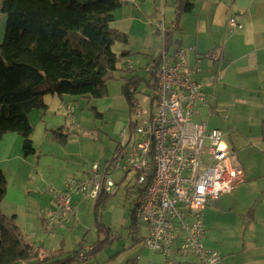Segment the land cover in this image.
<instances>
[{"label": "crops", "instance_id": "crops-1", "mask_svg": "<svg viewBox=\"0 0 264 264\" xmlns=\"http://www.w3.org/2000/svg\"><path fill=\"white\" fill-rule=\"evenodd\" d=\"M188 1L191 11L176 22L175 0H140L138 6L121 0L109 27L127 35L128 43H121L120 52H137L149 58L162 45L151 20L162 15L165 22L174 25L169 48L175 43L193 48L187 49V62L193 67L199 58V70L193 76L203 82L215 112L209 117L208 108L201 106L195 115L206 124L208 119H219L213 127L222 130L236 158L234 163L243 173L231 193L203 208V243L218 252L216 264H264V0ZM233 15H238L241 27L230 31L228 19ZM79 99L84 101L83 107ZM42 100L43 107L33 108L28 115L33 153L23 155L22 138L16 132L0 137V171L6 182L0 212L15 218L29 242L47 249L63 242V250L68 252L78 247L63 237L58 239L59 229L64 228L52 234L42 230L44 217L54 209L53 192L66 178L80 177L89 161L107 160L118 144L106 157L108 145L99 134L110 133L96 131L89 105L102 114V122H110L114 135L127 123L129 111L117 91L94 104L93 100L88 103L83 97L66 94H45ZM65 104L74 107L71 117L64 110ZM56 128L66 132L64 144L53 137L50 130ZM112 224L107 227L103 223L110 238ZM101 232L99 239L104 230ZM134 237L128 248L111 254L105 264H161L160 255Z\"/></svg>", "mask_w": 264, "mask_h": 264}, {"label": "built area", "instance_id": "built-area-1", "mask_svg": "<svg viewBox=\"0 0 264 264\" xmlns=\"http://www.w3.org/2000/svg\"><path fill=\"white\" fill-rule=\"evenodd\" d=\"M122 1L135 6L140 2ZM152 23L162 45L142 67L150 76V95L135 98L112 157L104 163L89 161L80 177L66 178L53 192L54 209L44 217L42 230L52 234L67 227L78 199L116 194L118 183L112 175L122 169L120 182L128 173L133 176L134 185H128L127 192L137 194L131 209L132 230L142 245L158 253L161 264H216L218 252L203 243V208L231 193L243 173L232 160L233 150L223 141L222 130L193 119L201 106L208 108L209 117L215 115L203 82L193 76L199 70V58L193 67L187 62V49L193 48L176 43L169 48L166 34L174 31V25L162 15ZM240 27L238 15L230 16L228 29ZM123 64L136 70L128 58ZM73 109L71 104L64 105L68 117ZM90 249L91 245L79 249L75 264H89L86 252Z\"/></svg>", "mask_w": 264, "mask_h": 264}, {"label": "trees", "instance_id": "trees-1", "mask_svg": "<svg viewBox=\"0 0 264 264\" xmlns=\"http://www.w3.org/2000/svg\"><path fill=\"white\" fill-rule=\"evenodd\" d=\"M120 5L121 0H0V11L6 16L0 41V137L8 132L20 135L24 156L34 150L28 115L33 108L43 107V95L80 96L89 103V99L107 94V82L130 55L129 51L112 50L116 42L128 43L126 34L109 27ZM191 9L188 0H175V21ZM168 40L171 33L166 34V45ZM119 70L131 72L121 86L130 111L142 77L123 66ZM147 83L152 86L149 80ZM88 109L94 117H102L95 106ZM50 131L57 142H66L67 134L61 128ZM5 188L0 171V201ZM106 197L96 199L97 207ZM97 207L95 219L104 234L91 244L87 256L112 239L98 220ZM82 247L66 252L63 242L55 249L35 245L24 237L13 216L0 212V264H69Z\"/></svg>", "mask_w": 264, "mask_h": 264}, {"label": "rangeland", "instance_id": "rangeland-1", "mask_svg": "<svg viewBox=\"0 0 264 264\" xmlns=\"http://www.w3.org/2000/svg\"><path fill=\"white\" fill-rule=\"evenodd\" d=\"M5 21H6L5 14L0 11V30H1L0 41L2 40L4 35ZM152 21L153 20H151V22ZM120 46L122 47L121 42H116L112 46V50L116 53H120L121 51ZM137 56H139L140 59ZM126 58L134 62L136 70L133 73L134 74L137 73V75L142 77V79L140 80V84L135 93V98L140 100L143 96H148L151 93V89L147 85L148 84L147 81L149 80V74L142 69V67L147 63L146 59L148 57L144 54L132 52ZM142 61L145 62L140 63ZM123 63L124 61L119 63V66L121 68L124 65ZM119 66L118 69L113 72V78L107 82V94L103 97H106L108 93L111 92L113 93V91L114 92L117 91L118 93H120L121 86L124 82V77L127 75L130 76L131 72L119 70ZM123 69H125V67H123ZM98 99L99 98H92L89 99V102L91 103V100H93L91 104H94V102ZM79 100H80V104L83 107L84 101L82 99ZM206 100L211 105L210 100H208L207 98ZM139 105H141L143 108L147 107V104L146 105L139 104ZM92 116L93 115L91 113L90 118H92ZM122 116L125 117L124 114ZM224 117L225 116H221L220 118H224ZM193 119L199 120V117L197 115H193ZM94 120L96 121L95 123L96 131H100V130L109 131V133L112 135V136H110V134L106 135L102 131H100L99 134V137L103 138L108 145V150L106 154L107 157L108 154H110L111 151L113 150L116 143L122 141V138L118 133L114 135L111 129L110 122L108 123H106V121L102 122L100 118H95V117ZM218 120H219L218 118L208 119L207 124L213 127L214 125H216V123L219 124L220 121ZM113 139H115V141ZM223 141L229 146V142L226 137L223 138ZM112 155L110 154L107 159H110ZM232 160L233 162H236L235 161L236 158L234 156H232ZM121 170L122 169H119L116 173L112 175L113 180L118 183L117 184L118 191L116 194L107 195V197L104 196L106 197L105 203L98 204V207L96 203L97 200L94 198L84 199L80 201L78 199L77 202L78 204L76 206L74 219L71 222H69L67 227H65L64 229H59L57 233L58 239L61 237L65 238L66 240H68L73 244L74 248L79 247L80 244L81 246H83L82 248H84V246H90L95 241V239H97V237L102 233L101 231H99L97 226L98 223L95 219V214H96L95 206H96L97 213L100 215V217H98V220L104 223L107 227H110L109 224L114 223L112 224L114 225V228L113 229L111 228L113 232L111 241L105 244L104 247L98 252L88 255L89 258L87 259H89V263L91 264H105L106 259L111 254L115 253L119 249L128 248L129 244H131L133 241L132 238L134 237V233L131 227V223H132L131 209L133 207V203L137 197V194L133 193L132 196H130L129 193L127 192V186L128 185L131 186L132 184L134 185L132 174L128 173L125 179L120 182V176L122 175ZM253 183L258 184L257 181ZM69 264H72V262Z\"/></svg>", "mask_w": 264, "mask_h": 264}, {"label": "water", "instance_id": "water-1", "mask_svg": "<svg viewBox=\"0 0 264 264\" xmlns=\"http://www.w3.org/2000/svg\"><path fill=\"white\" fill-rule=\"evenodd\" d=\"M105 187V185L103 184V187L102 188H104Z\"/></svg>", "mask_w": 264, "mask_h": 264}]
</instances>
